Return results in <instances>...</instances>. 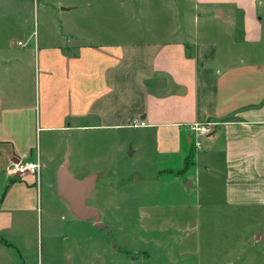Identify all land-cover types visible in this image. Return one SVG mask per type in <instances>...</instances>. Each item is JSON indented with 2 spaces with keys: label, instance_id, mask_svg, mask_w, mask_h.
Returning <instances> with one entry per match:
<instances>
[{
  "label": "crops",
  "instance_id": "1",
  "mask_svg": "<svg viewBox=\"0 0 264 264\" xmlns=\"http://www.w3.org/2000/svg\"><path fill=\"white\" fill-rule=\"evenodd\" d=\"M116 2L57 0L33 31L23 20L16 46L0 43V264H105L77 235L78 223L96 227L59 197L57 173L68 153L94 192L109 143L152 176L189 173L181 187L196 201L205 192L217 208L264 212V1L190 0L161 40L126 42ZM135 117L146 127L131 128ZM208 122L196 150L189 127ZM18 162L40 169L12 176ZM47 167L69 213L38 212Z\"/></svg>",
  "mask_w": 264,
  "mask_h": 264
},
{
  "label": "rangeland",
  "instance_id": "2",
  "mask_svg": "<svg viewBox=\"0 0 264 264\" xmlns=\"http://www.w3.org/2000/svg\"><path fill=\"white\" fill-rule=\"evenodd\" d=\"M63 1L67 4L70 0ZM189 1L117 0L115 7L122 10L123 41L161 40L166 30L177 23L174 11L193 8ZM43 5L59 8L57 0H0V43L9 40L10 45L16 46V41L23 38L17 29L24 19L33 31L36 12ZM112 144L105 147L107 154H100L108 156L109 162L92 167L99 178L86 203L95 212L88 221L101 223L104 229L78 223L82 225L77 235L85 238L84 243L90 239L85 244L90 247L92 261L101 256L105 264H264L262 209L217 208L205 192L196 201L195 194L188 196L181 187L189 173H180L178 180L167 174L152 176L153 165L136 164L137 155L132 159L125 158V154L115 156L109 150ZM129 149L128 146L127 152ZM86 169L90 171L89 167ZM70 173L76 180L83 179L84 173L73 167ZM55 177L54 170L48 167L40 173L38 212L42 217L49 209L60 214L59 208H65L69 213L67 203L57 197ZM150 177L152 180L146 182ZM51 183L53 188L48 187ZM114 187L115 191L106 189ZM59 234L67 235L61 230ZM113 245L121 250L117 256L109 255L108 246ZM133 257L136 260H131Z\"/></svg>",
  "mask_w": 264,
  "mask_h": 264
},
{
  "label": "water",
  "instance_id": "3",
  "mask_svg": "<svg viewBox=\"0 0 264 264\" xmlns=\"http://www.w3.org/2000/svg\"><path fill=\"white\" fill-rule=\"evenodd\" d=\"M68 168L69 154L67 153L57 173V192L59 197L68 203L78 219L94 218V210L86 207V201L94 189L93 179L87 178L78 181L69 173ZM95 227L104 229V225L101 223H96Z\"/></svg>",
  "mask_w": 264,
  "mask_h": 264
},
{
  "label": "built area",
  "instance_id": "4",
  "mask_svg": "<svg viewBox=\"0 0 264 264\" xmlns=\"http://www.w3.org/2000/svg\"><path fill=\"white\" fill-rule=\"evenodd\" d=\"M20 45V43H18ZM214 123L208 122L205 124H193L189 127L190 131L193 133V145L196 150L201 149V138L208 136L214 127ZM131 128H143L146 127V124L141 121L138 117L132 118L129 122ZM40 169L38 163L33 162H18L10 166V169L7 171L11 175H22L25 173H37Z\"/></svg>",
  "mask_w": 264,
  "mask_h": 264
}]
</instances>
